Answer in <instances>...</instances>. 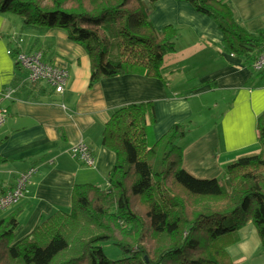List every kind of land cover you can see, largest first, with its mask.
Here are the masks:
<instances>
[{
	"label": "trees",
	"instance_id": "obj_1",
	"mask_svg": "<svg viewBox=\"0 0 264 264\" xmlns=\"http://www.w3.org/2000/svg\"><path fill=\"white\" fill-rule=\"evenodd\" d=\"M155 1L0 0V13L17 15L25 26L65 29L89 56L92 85L129 73L161 76L177 28L153 25ZM186 1L211 18L225 48L252 67L262 32L247 31L224 0ZM9 51L14 57L18 50ZM41 87L37 94L53 86ZM154 121L150 101L117 107L102 132L103 145L115 154L108 186L74 184L69 208L52 212L20 239L16 215L1 218L0 264H233L227 247L247 223L264 247V110L256 118L258 152L227 162L213 178L182 167L180 141L190 121L174 123L158 139ZM101 240L125 256L108 258Z\"/></svg>",
	"mask_w": 264,
	"mask_h": 264
},
{
	"label": "crops",
	"instance_id": "obj_2",
	"mask_svg": "<svg viewBox=\"0 0 264 264\" xmlns=\"http://www.w3.org/2000/svg\"><path fill=\"white\" fill-rule=\"evenodd\" d=\"M224 1L247 31L262 32L263 43L264 0ZM152 8L150 19L157 29L173 25L178 33L174 49L163 56L161 76L129 73L92 85L89 56L65 29L25 26L17 15L0 13V194L20 172L36 169L24 196L0 210V219L16 215V239L52 212L67 210L74 184L108 186L115 154L103 145L102 132L122 105L152 102L155 139L174 123L190 121L180 144L182 167L194 177H218L227 162L258 152L256 118L264 110V71L228 51L215 22L190 2L157 0ZM9 49L42 50L45 62L67 71L63 89L50 87L49 93L37 94L45 83L24 81L26 71ZM8 89L13 90L10 96L2 97ZM210 110L217 114L210 122L194 116ZM78 141L91 149L94 166L71 155ZM227 252L233 264H264V247L252 223L237 230Z\"/></svg>",
	"mask_w": 264,
	"mask_h": 264
},
{
	"label": "built area",
	"instance_id": "obj_3",
	"mask_svg": "<svg viewBox=\"0 0 264 264\" xmlns=\"http://www.w3.org/2000/svg\"><path fill=\"white\" fill-rule=\"evenodd\" d=\"M14 59L26 71L24 81L29 84L44 82L49 86L60 90L63 89L67 78V71L63 67L45 62L42 50L37 49L32 52H26L20 49L16 52ZM252 68L255 71L264 70V43L261 44L258 55L252 62ZM12 91V89L5 90L1 96L9 97ZM3 122L4 114L0 109V125ZM70 153L86 165L94 166L95 164V156L89 146L82 141L74 143L70 148ZM35 170L34 167H30L20 172L15 179L14 185L0 194V210L17 203L24 196L26 186Z\"/></svg>",
	"mask_w": 264,
	"mask_h": 264
},
{
	"label": "rangeland",
	"instance_id": "obj_4",
	"mask_svg": "<svg viewBox=\"0 0 264 264\" xmlns=\"http://www.w3.org/2000/svg\"><path fill=\"white\" fill-rule=\"evenodd\" d=\"M153 9V8H152ZM152 11V10H151ZM151 13V12H150ZM208 17V16H207ZM149 18L150 14H149ZM181 30V29H180ZM178 34V33H177ZM112 56H114L116 54V46L115 43L113 42L112 45ZM216 112L214 110H210V111H206L204 113L203 111V115H194L195 118L201 117L203 116V120L205 121H211L212 118H214L215 116L217 117V114H215ZM196 120V119H195ZM192 128H194V126H192ZM196 129V128H195ZM192 131V130H191ZM189 133V132H188ZM187 133V134H188ZM99 245L101 246L104 254L111 259H118V258H122L125 256V254L122 252V250L115 244H113L111 241L108 240H101L99 242Z\"/></svg>",
	"mask_w": 264,
	"mask_h": 264
}]
</instances>
